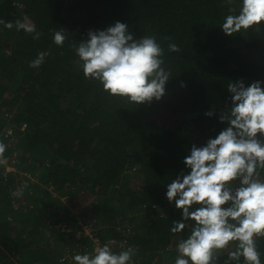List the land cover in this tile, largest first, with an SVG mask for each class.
<instances>
[{
	"label": "trees",
	"instance_id": "1",
	"mask_svg": "<svg viewBox=\"0 0 264 264\" xmlns=\"http://www.w3.org/2000/svg\"><path fill=\"white\" fill-rule=\"evenodd\" d=\"M238 8L239 0H0V20L27 17L40 32L33 39L0 24V142L15 140L0 157L20 153L14 173L0 169V264H74L68 246L84 253L94 239L132 247L130 264L175 261L189 229L170 232L180 210L166 184L187 171L193 144L227 126L218 119L227 83L264 81V22L233 35L219 27ZM116 21L163 47L171 77L159 101L132 104L83 75L73 45ZM170 42L179 51L169 52ZM41 51L44 62L30 67ZM5 127L12 138L1 136ZM76 222L91 226V239L60 230L75 232ZM234 244L216 250L214 264H236ZM256 244L264 264V236Z\"/></svg>",
	"mask_w": 264,
	"mask_h": 264
},
{
	"label": "clouds",
	"instance_id": "2",
	"mask_svg": "<svg viewBox=\"0 0 264 264\" xmlns=\"http://www.w3.org/2000/svg\"><path fill=\"white\" fill-rule=\"evenodd\" d=\"M264 22V0H239L238 11H229L220 28L225 35L256 29ZM5 28L24 30L39 39L34 23L0 20ZM65 30L52 35L53 42L64 43ZM79 67L86 78L99 82L110 96L126 98L139 105L159 101L171 74L163 64L164 49L154 35L136 39L129 26L116 21L103 30H89L87 38L73 45ZM169 52L179 51L175 43ZM41 51L29 62L38 68L45 59ZM228 107L218 114L226 122L215 137L193 144L183 158V171L166 184L165 197L180 219L172 221L170 232L189 229L176 243L174 264H214L216 250L235 242L228 253L240 264H262L256 237L264 236V81L247 86L243 80L226 85ZM211 117L212 111L205 113ZM259 134V135H258ZM6 145L0 142V156ZM1 158V157H0ZM189 222L191 224L189 225ZM135 250L119 251L109 244L97 245L91 252L76 253L74 264H130Z\"/></svg>",
	"mask_w": 264,
	"mask_h": 264
},
{
	"label": "built area",
	"instance_id": "3",
	"mask_svg": "<svg viewBox=\"0 0 264 264\" xmlns=\"http://www.w3.org/2000/svg\"><path fill=\"white\" fill-rule=\"evenodd\" d=\"M25 127V125H21V130H23ZM4 133V134H3ZM3 133L1 136H4L6 137L7 139L8 138H12V134H11V128L10 127H5L3 129ZM13 143H15V140H13ZM12 143V144H13ZM10 142H7L5 145H6V148L9 147L10 145ZM19 151L15 150L14 148H12L11 150V154L9 156H5L3 158H0V169H2V171L4 172L3 173V176L6 177L5 175L7 173H14L17 169V161H18V156H19ZM4 169H3V168ZM21 176L23 177H27L28 179L31 178L30 175L26 174V173H20ZM24 182V181H23ZM77 226H78V229L77 231L74 232V230H72L71 227H61V231L64 233V235L66 237L70 236V235H73L75 238H83V237H87L89 239L92 238V229H91V226H88L84 223H81V222H76L75 223ZM109 244L113 249H124L126 248L125 246H123V244L121 242H116V241H113V240H109V241H105L103 244ZM103 244H100L97 242L96 239L93 240L92 242V246L88 249H85L83 252H90L92 251L97 245H103ZM67 250V253H69V251H71V253L68 255V259H69V263H73V260H72V256L76 253H81L79 250L77 249H70V247L68 246V248L66 249ZM66 253V254H67ZM131 263V262H130Z\"/></svg>",
	"mask_w": 264,
	"mask_h": 264
},
{
	"label": "rangeland",
	"instance_id": "4",
	"mask_svg": "<svg viewBox=\"0 0 264 264\" xmlns=\"http://www.w3.org/2000/svg\"><path fill=\"white\" fill-rule=\"evenodd\" d=\"M2 168H3V167H2ZM3 169H4V168H3ZM171 262L173 263L174 261H171ZM171 262H169L168 264H170ZM172 263H171V264H172Z\"/></svg>",
	"mask_w": 264,
	"mask_h": 264
}]
</instances>
